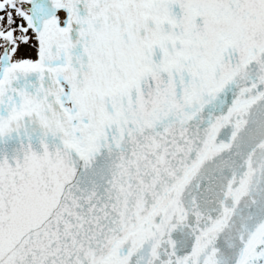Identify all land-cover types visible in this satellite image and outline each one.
Returning <instances> with one entry per match:
<instances>
[{"label": "snow or ice", "instance_id": "1", "mask_svg": "<svg viewBox=\"0 0 264 264\" xmlns=\"http://www.w3.org/2000/svg\"><path fill=\"white\" fill-rule=\"evenodd\" d=\"M0 264H264V0H0Z\"/></svg>", "mask_w": 264, "mask_h": 264}]
</instances>
